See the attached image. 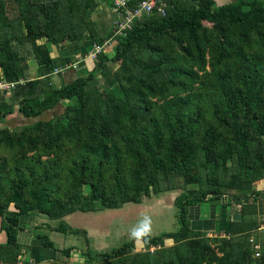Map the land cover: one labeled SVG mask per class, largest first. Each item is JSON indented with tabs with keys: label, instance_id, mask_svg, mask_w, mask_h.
Wrapping results in <instances>:
<instances>
[{
	"label": "trees",
	"instance_id": "1",
	"mask_svg": "<svg viewBox=\"0 0 264 264\" xmlns=\"http://www.w3.org/2000/svg\"><path fill=\"white\" fill-rule=\"evenodd\" d=\"M139 1L129 0L128 6ZM106 2L111 5L110 0ZM2 4L0 0V32L4 29L0 35V79L18 80L21 57L13 42L18 41L16 28ZM20 5L26 41L32 45L38 64L50 72L54 66L48 42L55 44L68 37L77 41L78 35L86 32L84 37L89 35L90 44H101L109 36H100L95 22L87 16L93 0H37L43 24L32 9ZM61 13L66 14L68 25H56ZM163 35L179 36L187 44L183 50L174 49ZM120 37L113 56L108 58L101 51L87 75L69 82L62 78L60 86L48 90L40 100L31 98L41 80L49 76L26 81V93L18 100L17 110L22 119L32 122L15 136L7 133L0 137V144L21 151L13 158L10 176L5 175L0 160V227L5 232L0 264H29L18 260L21 243L17 234L25 228L21 216L31 207L50 219H59L56 226L48 225L49 229L86 235L85 230L71 227L62 217L74 211L138 203L149 188L159 193L182 188L183 184L195 187L174 198L179 223L176 231L134 235L109 251H87L94 264H264V242L252 236L264 225V219H258L256 203L264 198V190L251 187L264 177V97L263 89H256L257 84L264 85V58L250 59L244 52V47L253 44L264 47V1L236 0L216 5L215 0H183L164 13H142ZM39 38L45 42L38 43ZM137 45L145 62L138 73L127 75L123 96L108 95L92 105L91 92L86 89L88 81ZM232 62L231 73L227 66ZM231 74L237 84L238 77L242 81L236 88L228 78ZM203 95L207 97L209 119L203 117L198 105ZM152 98L162 102L156 104ZM89 104L91 109L86 110ZM155 108L158 114L151 117ZM12 111V106L8 110L0 108V119ZM150 117L149 124L140 130L129 128ZM113 130L120 138L114 142L110 136ZM84 133L90 135L86 142ZM77 143L81 148L75 156L67 157L62 188L59 182L64 165L59 157L65 146ZM240 154H244L248 182L240 178ZM83 184L89 187L87 197L81 191ZM227 189L248 190L231 196V201L240 205V219H227L223 234L213 237L193 229L189 206L218 200ZM35 236L42 239L43 246L70 257L71 247L58 249L47 235ZM251 237L260 245L258 256L254 255ZM137 240L148 247L163 246L152 252H130ZM168 240L172 244L167 245ZM36 264L70 263L53 260Z\"/></svg>",
	"mask_w": 264,
	"mask_h": 264
},
{
	"label": "rangeland",
	"instance_id": "2",
	"mask_svg": "<svg viewBox=\"0 0 264 264\" xmlns=\"http://www.w3.org/2000/svg\"><path fill=\"white\" fill-rule=\"evenodd\" d=\"M180 1H183V0H164V3H165L164 12L167 8L176 6L177 3ZM20 2L21 3L23 2L22 5H20L21 3L18 4L14 1L3 0V4H2L3 11L8 17V20L11 21L16 28V32H15L16 40L18 41L14 40L13 42L14 44L16 42L15 46L21 57V60L19 62L20 70L18 72L19 78L18 80H10V81L17 82L16 87L19 84L20 85L26 84L27 80L32 79L29 73L31 70L30 67L32 68L38 63V58L33 53L32 45L30 44V42L26 41V36H25L26 31L24 28L25 19L23 16H21L19 5L21 7L32 9V12L34 13V15L38 17L39 23L43 24L44 22V17L41 14V11H39L37 6L35 5L37 0H21ZM103 2H105V0H93L92 8H90L89 11L87 12V16L91 18L92 20L93 19L95 20V18L96 20L98 19L100 21L98 23H96V21L93 20L96 24L98 32L99 30L105 29V32L107 33V35H109L108 37H111L109 41H107L108 42L107 44H109V42L111 43L110 45H111L112 52L110 54H112L111 56H113L115 45L118 42V39L121 38L120 36L122 35L120 34L119 36V35H116V33H114L115 24L110 25L107 28L104 24L101 23L105 21L106 25L107 26L109 25L108 11L104 8L103 15H102V12L100 11V8H102L101 5H103ZM215 3L216 5H221L226 2H223L222 0H215ZM65 15L64 13L57 15V23H56L57 26H60V22H63V25L67 24V21H65L66 20ZM77 20L78 19H76V21ZM204 24L208 27L212 26L211 23H208V22H204ZM3 32H4V29L1 30L0 35H2ZM84 34H88V33L85 32L83 34H79L77 37L79 40H77V42L83 43V41L85 40ZM53 36L55 39H59L58 34H54ZM178 37L179 36H175V38H173L172 36H168V35L162 36V38L168 40V42L171 43V46H173L174 49L183 50L182 47L185 46L187 43L186 41H184L182 38L179 37L180 39H182L180 41ZM88 38H89V35H88ZM64 41H71V38L70 37L63 38L58 43H62ZM37 42L38 43L45 42V39L39 38ZM156 42L163 44L162 40L160 41L157 40ZM47 45L49 46V49H50L52 43L48 42ZM141 50H142L141 47L137 45L136 47H134V49L128 52L125 57L121 58L119 61H110L107 68H104L95 74L97 83L100 85L93 87L94 85H92L90 81V83L86 86V89L91 92L90 101L92 102L91 103L92 105H93V101H95L96 99L105 98L108 95L110 96L116 95L118 97L123 96V90L127 86V82L125 81L127 75L131 73H134V74L138 73L140 69L142 68V64L145 62L144 54L142 53L143 51ZM244 52L246 53V55H248L250 59H256L258 57L264 58V47H260V45H257V44L244 47ZM76 67H78V69L80 70H83V68H81V63H78ZM207 68L209 69V67ZM227 68L232 73L234 70L233 62L230 63V66H227ZM83 72H84L83 73L84 76L87 75L86 71H83ZM165 77L168 79L167 76ZM228 78L231 79L232 86L234 88H236L237 85H240V83L242 82L241 79L238 77V80L240 81H239V84H237V80H235L232 77V74ZM53 82L54 81L51 80L49 77L47 80L42 79L37 88V91H36L37 93L31 98V100H40L41 98L45 96L48 90L52 89L53 87H58L60 85V83L58 82H57V85ZM260 86L261 84H257L256 89L257 88L263 89L262 90L263 92H261V94L264 97V85L262 87ZM0 93H3V92H0ZM152 100H156L157 102L156 104H160L162 102L161 100H159V98L157 99L152 98ZM206 100H207V97H204L203 95L200 98V102L198 103V105H199V108L203 112V117H206V119H209L210 113L208 112V104ZM66 102L71 103L72 101L66 100ZM91 104H89L88 108L86 107V110L91 109ZM12 108H13V111L11 113H9L7 116L0 119V137L4 136L7 133H9V135L11 136H15L16 134L20 133V131L22 130L25 124H29L32 122L30 121L29 123H27L25 119H22L20 117V112L17 110L18 106L16 108L12 106ZM157 114H158V108H155L153 110L151 117H153V115L157 116ZM151 117L149 119H142L136 123H132L131 126H129V128H131L132 130L138 131L142 127L147 126L149 124L150 119H152ZM63 120L65 119L63 118ZM89 136L90 135L88 133H84L83 135L84 142L88 140ZM110 136L113 142L120 139L118 131L116 130H113ZM18 148L19 147L10 148L4 144H0V160L2 162V165L5 167L6 176L7 175L10 176L12 174L11 166H12L13 158H15L17 154L21 153V151ZM80 148H81V143H77L76 145H72V146H65V148L63 149V152L60 154L59 160L64 165L62 177L59 182L62 188L64 187V176L66 175L65 166L68 165L67 157L75 156L76 152ZM16 151H19V152H16ZM27 154H32V153L28 152ZM243 157H244V154H240V159H239L240 171H241L240 178H243L246 182H248L250 180V175L248 173V170H246L243 164L244 162ZM227 164H231L230 161H228ZM255 183L256 181H254L251 184V187H254ZM194 187L195 186H187L183 184L182 188L172 189V190H162L159 193H156L154 192L152 188H149L148 193L143 194L140 198V202L138 203L128 202V203H124L119 208L101 209V210H96L93 212L74 211L71 214H67L62 217V220L68 223L71 227L85 230L86 235H84L82 232L79 234H73L69 232L61 233L58 231L51 232L52 230L47 227L48 226L47 224H49V226L50 225L56 226L59 220L49 219L46 216L45 218L47 220V224H44L42 227L38 225L40 227L36 232H38L39 234H46L49 237V239H51L54 242L56 247H60V248L71 247L70 257H63L60 261L61 263L67 262L70 264H94L95 260L90 259L87 251H89L90 254H94L96 252L109 251L112 248H115L121 245L122 243L130 240L134 235L148 234L150 236H153V235H158L161 232L176 231L179 227V223H178V207L177 205L174 204V198L176 197V195H178L179 193L183 191L187 193L192 192ZM81 191L87 197L89 194L88 185L83 184L81 187ZM234 192H238L239 194H241L243 192L244 193L248 192V190L247 189H242V190L241 189L239 190L227 189L225 190V193L222 197L227 196L228 198V206H229L228 211L229 212L231 211L235 212V209H236L235 203L231 201V199H233L231 196L235 194ZM226 200L227 199H224V201ZM94 204L97 208H101L99 202H95ZM215 204H217L216 205L217 219L215 222L216 229L215 231H212L213 233L212 232L210 233V231L205 230L204 232L206 233V236L208 237L215 236L214 233H216L217 235H220V233H223V231L219 229V219H218L220 217L219 199L214 200V201L205 200L199 203V205H202L201 206L202 210L205 212H209L210 205H215ZM8 208L10 210L11 209L14 210V208H10V207ZM193 211L194 209L192 207L190 210L191 212L190 216H191L192 222L193 220H195V216H194L195 211L194 212ZM40 216H42V214L39 213V210L37 208L31 207L28 214L21 216V222L27 226L34 227L33 226L34 222L36 221L41 222L39 221V219H36V218H39ZM252 236H258L260 241L264 242V228L260 226L258 230H254ZM38 240H36L33 243V245H40V241ZM171 242L172 241L168 240L167 245L172 244ZM161 246L163 245L160 244V246L158 247H154V246L148 247L145 244L137 240L136 247L134 248V250L131 249L130 252L148 251V250L152 252L155 248H159ZM41 248L43 247L41 246L38 247L37 249H35V252H37V254H40ZM44 248L48 249V247H44ZM48 250L50 251L52 249L49 248ZM21 261H22L21 263L33 264L29 261L28 258L23 259Z\"/></svg>",
	"mask_w": 264,
	"mask_h": 264
},
{
	"label": "crops",
	"instance_id": "3",
	"mask_svg": "<svg viewBox=\"0 0 264 264\" xmlns=\"http://www.w3.org/2000/svg\"><path fill=\"white\" fill-rule=\"evenodd\" d=\"M223 2H231V1H236V0H222ZM264 1V0H262ZM102 8H100V11L102 12L103 15V9L105 8L108 13V21H109V25L107 26L105 21L101 22L102 24H104L107 28L110 25H113L117 14L111 9L110 5L108 3L103 2V5H101ZM94 20V19H93ZM96 23L100 22L98 19L95 20ZM100 34V36H105L107 33L104 30H99L98 32ZM111 37H108V39L105 40V42L109 41ZM108 43V42H107ZM111 43L109 42V44H105L104 48H103V52L104 54H106V56L109 58L111 57L112 54H110L112 52L111 49ZM110 45V46H109ZM92 44L90 45V42L88 40V37L85 38V40L83 41V43H79L77 41H64L62 43H53L51 45L50 48V56L53 59V66H54V71L50 72L47 67L45 65H39L38 63L34 66V67H30V76L32 78L35 77H44V76H49V78L51 80H53L56 85L57 82L61 84V80L62 78L69 82L72 81L74 78L78 77V76H84V72L86 71L88 72L89 69H91L94 65V60L93 58L88 56V52L91 48ZM52 49V50H51ZM81 63V68H83V70L78 69V67L73 68L72 64H78ZM102 70V69H100ZM99 70V71H100ZM93 80V81H92ZM92 83V85H94L93 87H96L97 85H100L97 83V80L95 78V75L93 76V78L91 80L88 81L87 85L90 83ZM59 85V84H58ZM86 85V86H87ZM60 86V85H59ZM26 84L23 85H18L14 90L8 92V93H0V107L2 109H8L11 106L13 107H17L18 106V100L25 95L26 93ZM17 112V111H16ZM253 189H258V190H264V178L261 180L256 181V183L254 184ZM224 199H227L226 201H224ZM221 200V201H220ZM224 201V203H223ZM202 202V201H201ZM200 202H198L197 204L194 205H190L189 206V213H188V217L190 219V223H191V227L195 230H201V231H205L208 230L210 231V233L212 231H215V222H216V210L217 207L215 205H210V210L209 212H205L202 210V205H199ZM257 215H258V219L263 220L264 219V198H259L257 200ZM193 207L194 209V213H195V220H191V216H190V210ZM235 212H229V206H228V198L227 196L221 197L219 199V212H220V217L219 219V229L223 231L224 226H225V222L227 219L230 220H239L241 217L240 214V205L235 203ZM93 212V211H90ZM71 214V213H69ZM230 215V217H229ZM47 217V216H46ZM39 221L41 222H34L33 226L34 227H30L25 225L24 223V229L19 230L18 234H17V240L21 243V247L19 248V254H18V260L21 263L23 259L28 258L29 261L33 264L36 263H41V262H46V261H61V259L65 256H63L61 254L60 251L58 250H48L46 248H44L45 246H43L41 244L42 239L35 236L36 232L39 227L43 226L44 224H47V220L45 218V215L42 214V216H40ZM50 219V218H49ZM59 220V219H58ZM45 222V223H44ZM0 223H1V216H0ZM40 225V226H38ZM49 225V224H47ZM52 226V225H50ZM55 225H53L52 227H54ZM264 228V225H261ZM51 231V230H49ZM51 232H55V230H52ZM213 233V232H212ZM216 234V233H214ZM223 234V233H220ZM46 235V234H45ZM39 239V240H38ZM38 240L40 241V245H33V243ZM5 241V232L1 229L0 227V243H4ZM43 247L41 248V253L37 254V252H35V249H37L38 247ZM58 249H62L60 247H57ZM51 249V248H50ZM36 253V254H35Z\"/></svg>",
	"mask_w": 264,
	"mask_h": 264
},
{
	"label": "built area",
	"instance_id": "4",
	"mask_svg": "<svg viewBox=\"0 0 264 264\" xmlns=\"http://www.w3.org/2000/svg\"><path fill=\"white\" fill-rule=\"evenodd\" d=\"M129 0H110L111 9L117 14L114 22L116 35H125L126 31L131 28L134 19L140 16L142 13H150L154 10L164 13V0H140L134 6H128ZM115 35V34H114ZM107 42L101 44L93 43L91 49L88 52V56L95 59L96 56L103 51L104 45ZM73 68H76V64H72ZM17 85V82L8 81L3 78L0 79V92L8 93L12 91ZM253 243L254 255H259L258 243H255L253 237L249 239Z\"/></svg>",
	"mask_w": 264,
	"mask_h": 264
}]
</instances>
